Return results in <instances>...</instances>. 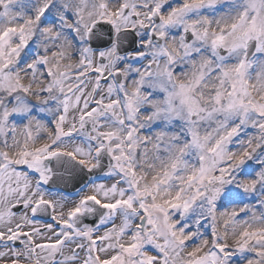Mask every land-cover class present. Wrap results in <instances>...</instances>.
I'll use <instances>...</instances> for the list:
<instances>
[{
    "label": "snow or ice",
    "instance_id": "snow-or-ice-1",
    "mask_svg": "<svg viewBox=\"0 0 264 264\" xmlns=\"http://www.w3.org/2000/svg\"><path fill=\"white\" fill-rule=\"evenodd\" d=\"M0 264H264V0H0Z\"/></svg>",
    "mask_w": 264,
    "mask_h": 264
}]
</instances>
